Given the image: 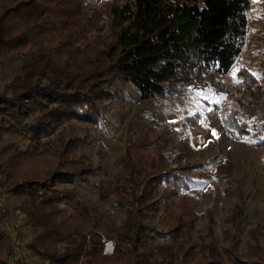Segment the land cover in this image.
<instances>
[{"label": "trees", "instance_id": "1", "mask_svg": "<svg viewBox=\"0 0 264 264\" xmlns=\"http://www.w3.org/2000/svg\"><path fill=\"white\" fill-rule=\"evenodd\" d=\"M251 4L112 0L106 11L117 40L102 50L96 44L83 47L98 29L87 14L88 0H0V67L24 56L21 75L0 90V129L22 143L0 165L5 180L0 188L6 185L8 192L36 201L58 198L66 206L57 222L30 217L31 253L48 264H169L173 259L177 264H264L260 239L243 255L235 247L222 253L212 243L191 242L197 218L188 195L193 180L186 173L192 169L182 165L183 152L170 158L160 137L144 132L127 142L120 157L123 191L112 182H89L90 169L67 170L87 143L89 127L100 122L103 104L115 98L116 82L132 85L146 101L185 96L233 73L246 44ZM239 73L254 94L264 93L258 83L264 71ZM221 112L229 114L225 124L231 130L241 136L249 132L236 114L226 107ZM74 121L83 136L73 133ZM182 142L189 147L187 139ZM40 159L52 170L35 166ZM236 179L235 160L227 156L215 169L217 188L231 193ZM79 181L99 190V202L78 200L65 188ZM99 203L125 212V225L100 212ZM144 232L151 234V244L140 253ZM106 235L119 240L113 254L104 252ZM19 239L0 231V264L16 256Z\"/></svg>", "mask_w": 264, "mask_h": 264}, {"label": "rangeland", "instance_id": "2", "mask_svg": "<svg viewBox=\"0 0 264 264\" xmlns=\"http://www.w3.org/2000/svg\"><path fill=\"white\" fill-rule=\"evenodd\" d=\"M88 1L87 14L98 29L83 47L96 44L98 49L107 50L117 40V31L106 11V4L112 0ZM251 2L246 44L233 73L218 76L212 85L193 89L185 96L146 101L132 85L116 82L113 87L115 98L103 104L100 122L89 127L87 143L76 162L67 164L70 171L90 169L86 176L91 183L112 182L116 189L123 191L125 183L121 177L120 157L127 142L144 132H149L153 138L160 137L165 142L161 146L164 152L170 158L183 152L182 165L192 169L186 173L193 180L188 195L197 218L191 242L196 245L212 243L222 253L224 247H235L241 255L252 252L256 239L264 242V93L254 94L247 86L245 76L239 73L264 71V0ZM23 66V55L4 62L0 67V90H4L12 78L21 75ZM258 83L264 89V78ZM225 107L239 117L248 133L241 136L225 124L229 116L227 112H221ZM71 124L73 133L83 136L81 126L75 121ZM185 139L189 141V147L182 142ZM21 144L14 133L0 129V165ZM147 151L155 157L153 148H147ZM227 156H233L235 160L237 179L232 192L224 194L215 183V169ZM34 165L52 170L50 162L43 159ZM0 183H5L1 173ZM65 188L78 200L99 202V190L92 184L79 181L65 184ZM98 207L118 225H125L127 215L120 208L101 203ZM64 209L66 206L61 199L36 201L27 194L8 192L4 185L0 188V231H7L15 239L20 235L19 251L20 247H27L35 235L33 228L27 225L31 216L57 222ZM21 214L23 218H20ZM106 239L115 246L119 244L118 238L111 235H106ZM150 244L151 234L144 232L138 242L139 252L143 253ZM26 259V264H48L30 251ZM161 261L162 257H159L155 263ZM169 264H177L176 259Z\"/></svg>", "mask_w": 264, "mask_h": 264}, {"label": "built area", "instance_id": "3", "mask_svg": "<svg viewBox=\"0 0 264 264\" xmlns=\"http://www.w3.org/2000/svg\"><path fill=\"white\" fill-rule=\"evenodd\" d=\"M20 218H23V215H20ZM105 244V253L106 254H113L115 251V244L114 242L104 239L103 240ZM19 249V248H18ZM28 248L27 247H20V250L17 251V254L14 258H12L9 262V264H26V257L28 255Z\"/></svg>", "mask_w": 264, "mask_h": 264}]
</instances>
